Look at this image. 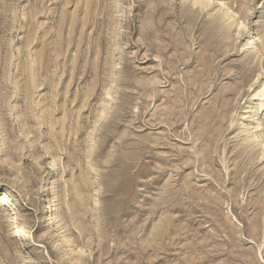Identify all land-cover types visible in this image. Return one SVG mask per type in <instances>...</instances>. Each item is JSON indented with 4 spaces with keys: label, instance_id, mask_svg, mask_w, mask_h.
I'll list each match as a JSON object with an SVG mask.
<instances>
[{
    "label": "rangeland",
    "instance_id": "obj_1",
    "mask_svg": "<svg viewBox=\"0 0 264 264\" xmlns=\"http://www.w3.org/2000/svg\"><path fill=\"white\" fill-rule=\"evenodd\" d=\"M0 264H264V0H0Z\"/></svg>",
    "mask_w": 264,
    "mask_h": 264
},
{
    "label": "bare ground",
    "instance_id": "obj_2",
    "mask_svg": "<svg viewBox=\"0 0 264 264\" xmlns=\"http://www.w3.org/2000/svg\"><path fill=\"white\" fill-rule=\"evenodd\" d=\"M18 229V228H17ZM15 236L19 235L18 231H16V233H14Z\"/></svg>",
    "mask_w": 264,
    "mask_h": 264
}]
</instances>
